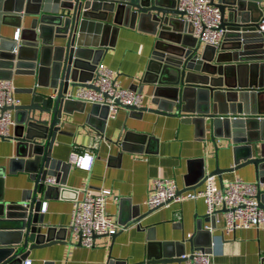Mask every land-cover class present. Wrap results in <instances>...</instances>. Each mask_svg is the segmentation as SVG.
<instances>
[{
    "label": "water",
    "instance_id": "1",
    "mask_svg": "<svg viewBox=\"0 0 264 264\" xmlns=\"http://www.w3.org/2000/svg\"><path fill=\"white\" fill-rule=\"evenodd\" d=\"M259 3L212 1L219 8L224 31L220 45L212 47L201 46L192 36L176 0H0V80H12L13 75L36 78L29 103L11 108V135L0 136L1 142L14 144L13 156L0 165V264H23L32 249L53 243L80 245L72 242L67 226L43 221L40 196L54 188L45 184L47 177H56L64 185L71 166L51 158L56 136L62 133V116L68 115L69 106L85 107L66 95L76 88H90L87 83L95 77L108 47L103 40L97 44L85 41L91 34L105 38L120 27L146 30L155 38L143 81L153 85L155 108L118 106L131 115L145 111L176 115L196 128L210 124L215 137L233 144L232 166L216 167L211 173L202 170L178 193L196 189L207 175L220 176L253 165L255 181L261 183L257 199L264 207V36L256 32L262 14ZM2 27L17 29L19 40L1 35ZM107 115V107L92 105L89 124L99 119L103 125ZM132 140L126 133L117 143L125 150L126 142ZM6 171H24L34 183L19 202L3 200ZM132 211L129 218L118 219L121 229L142 218L137 207ZM202 233L209 235L208 242L195 249L211 252V232L202 227V220L187 240L193 244ZM100 236L107 235L93 239ZM167 245L147 260L161 264L183 260V248L174 253ZM108 264L124 262L110 257Z\"/></svg>",
    "mask_w": 264,
    "mask_h": 264
},
{
    "label": "crops",
    "instance_id": "2",
    "mask_svg": "<svg viewBox=\"0 0 264 264\" xmlns=\"http://www.w3.org/2000/svg\"><path fill=\"white\" fill-rule=\"evenodd\" d=\"M213 1L217 4L221 0ZM259 8L261 10L260 4ZM16 31L12 27H2L1 35L12 38ZM87 38V44H97L101 40L108 43L101 63L114 73L121 88L139 91L143 98L141 108L154 109L151 103L153 85L143 81L155 38L146 30L123 27L105 38L92 34ZM35 79L29 75L12 76L18 105L29 103ZM90 111L91 105L85 104L84 108L72 105L68 107V115L62 116V133L56 136L51 158L70 162L71 166L65 174L64 185L56 182L47 196H40L42 203H46L45 211L41 212L43 221L68 227L73 202L83 197L85 188L110 190L106 211L115 221L129 218L133 207L138 208L142 218L120 229L113 237L95 238L91 247L53 243L32 249L26 260L30 264H108L111 257L124 264H161L149 262L147 256L160 253L166 244L174 253L182 248L187 253L207 244L209 235L206 233L199 234L193 244L187 240V235L194 233L197 221L202 220V227L207 224L202 198L172 202L153 211H148L144 201L155 178H173L179 189H183L186 181H192L202 170L211 173L216 167L226 169L232 166L231 141L215 137L210 124L196 128L176 115L150 111L131 115L120 108L114 119H107L103 125L99 119L91 120L90 125ZM96 127L102 131L98 132ZM126 133L131 134L133 140L126 142L125 150H122L117 141H121ZM85 152L94 156L90 170L80 169L71 162L73 154ZM13 153V143L0 141V165L7 163ZM54 178L57 181L58 178ZM236 178L255 181L253 165L215 175V185ZM33 185L28 173L9 174L6 171L2 181L3 200L19 202ZM202 187L203 183L196 189ZM72 242L76 244L73 239ZM210 251L212 264H261L264 221L258 227L239 229L230 234H222L220 226L213 228ZM166 264H184V260Z\"/></svg>",
    "mask_w": 264,
    "mask_h": 264
},
{
    "label": "built area",
    "instance_id": "3",
    "mask_svg": "<svg viewBox=\"0 0 264 264\" xmlns=\"http://www.w3.org/2000/svg\"><path fill=\"white\" fill-rule=\"evenodd\" d=\"M213 0H176V8L184 14L183 19L191 25L192 36L201 46L217 47L220 45L224 31L221 29V14L219 8L212 4ZM257 1V0H249ZM260 1L261 17L256 26V32L264 36V0ZM14 40H19L18 32ZM114 73L101 62L96 66L95 77L87 84L90 88H76L66 95V99L98 105L108 108L107 119H114L120 107L131 106L141 108L142 95L134 90L124 89L115 81ZM19 101L15 97V87L12 80H0V136L7 138L14 127L13 111ZM94 156L89 152L82 155L73 154L71 162L80 169L90 170ZM54 177H47L46 185H53ZM261 183L259 181H244L239 178L225 181L221 186L215 185V175H207L203 187L178 193L179 187L175 179L159 177L153 181V187L148 192L144 204L149 208L169 206L172 202L195 200L202 198L206 212L207 224L204 229L212 232L220 226L222 234H230L239 229L258 227L264 221V207L259 206L257 194ZM108 189L93 190L85 188L83 197L76 199L70 213L68 230L71 240L84 247L94 244V235H113L121 225L106 211ZM46 203H42L44 212ZM224 210V211H222ZM209 219V220H208ZM192 234H188L187 238ZM180 257L184 264H212V253L201 249H193ZM23 264H30L25 260Z\"/></svg>",
    "mask_w": 264,
    "mask_h": 264
}]
</instances>
